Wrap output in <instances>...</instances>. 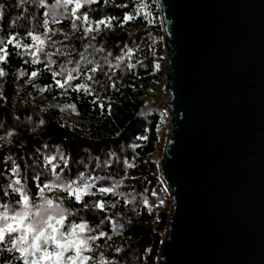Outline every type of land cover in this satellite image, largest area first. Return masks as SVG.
Listing matches in <instances>:
<instances>
[{
  "label": "trees",
  "instance_id": "obj_1",
  "mask_svg": "<svg viewBox=\"0 0 264 264\" xmlns=\"http://www.w3.org/2000/svg\"><path fill=\"white\" fill-rule=\"evenodd\" d=\"M0 3L6 5L0 48L6 46L8 53L0 61L5 72L0 77V136L5 137L0 140V190L5 181L21 180L33 211L44 199L69 207L75 217L63 230L69 223H85L89 231L82 235L98 237L86 253L94 256L89 264H102L101 254L107 264H157L169 196L153 157L163 143L165 120L156 112L144 115L143 100L166 72L155 0H80L79 8L75 0ZM6 132L13 134L11 144ZM52 156L57 157L55 169L45 160ZM16 165L19 175L11 170ZM58 178L61 185L67 178H88L93 191L85 199L89 204L104 200L105 210L82 207L63 194V187L57 189ZM48 184L52 187L41 191ZM101 187H114L115 194H100ZM12 255L5 247L0 260Z\"/></svg>",
  "mask_w": 264,
  "mask_h": 264
},
{
  "label": "water",
  "instance_id": "obj_2",
  "mask_svg": "<svg viewBox=\"0 0 264 264\" xmlns=\"http://www.w3.org/2000/svg\"><path fill=\"white\" fill-rule=\"evenodd\" d=\"M171 210L157 264H264V0H155Z\"/></svg>",
  "mask_w": 264,
  "mask_h": 264
},
{
  "label": "snow or ice",
  "instance_id": "obj_3",
  "mask_svg": "<svg viewBox=\"0 0 264 264\" xmlns=\"http://www.w3.org/2000/svg\"><path fill=\"white\" fill-rule=\"evenodd\" d=\"M24 2L25 0H20L21 4ZM67 2L72 3L73 0H67ZM75 2L77 8L82 6L80 0H75ZM87 2L91 3L93 0H87ZM104 3H108V0H104ZM5 7L4 3H0V19L5 15ZM84 19L87 20V16ZM126 19L131 20L132 17L127 16ZM13 23L15 22L13 21ZM97 23L105 24L106 21L100 20ZM108 26L111 27L110 24ZM92 30L89 29V31ZM12 39L14 40L15 37H12ZM3 43V41H0V44ZM0 51L5 53L0 55V61H6L8 58L7 47L0 48ZM156 67H159V65L157 64ZM4 75V69L0 68V77ZM21 75H24V73L22 72ZM31 75L35 77L37 72L33 71ZM72 78V75L69 74L68 79L71 80ZM89 79L92 78L89 77ZM56 83L63 87L60 80H57ZM82 87L86 89L87 86ZM112 87H115V85L113 84ZM2 94L3 89L0 88V95ZM69 107L74 108L75 105ZM99 107L103 109L105 105L100 103ZM108 108H111V104L108 105ZM12 135V132H6L8 144L12 143ZM4 139L5 137L0 136V140ZM0 147H3V145L0 144ZM56 159L55 156L45 157V160L53 169L56 168L55 163H53ZM60 160L66 163L63 156L60 157ZM13 163L15 162L13 161ZM18 169L19 165H16L11 170L14 174L19 175ZM80 175L83 176V173ZM0 181H2V176H0ZM4 183L7 186L0 190V257H3L5 247L7 252L13 253V255L6 260H0V264H18L19 261H22L23 264H89L94 259L93 255L86 253L92 252L94 246L92 242L98 237L94 235L85 237L82 235V233L89 231L85 223H69L68 230H63L65 229V222L70 217H75V214L70 212L69 207L44 199L43 206L37 207L33 211L34 206L32 197L28 194L29 189L21 183V180L12 183L5 181ZM51 187L50 184L44 185L41 191ZM56 187L57 189L63 187V194L74 197L75 201L84 208L89 210L98 208L101 211L106 208V203L102 199L93 200L91 204L85 199V197L90 198L93 191V186L88 182V178L81 181H71L70 178H67L63 185L59 183L58 178ZM99 191L100 194H115L114 187H101ZM5 200L7 202H3ZM65 203L70 204V201H65ZM16 205H20V207L17 209ZM70 206L75 207V205ZM14 233H18V235H13ZM100 235L105 236L106 233L101 232ZM116 251H120V249H116ZM15 253H18V255H15ZM100 259L102 264H107L103 254H101Z\"/></svg>",
  "mask_w": 264,
  "mask_h": 264
},
{
  "label": "rangeland",
  "instance_id": "obj_4",
  "mask_svg": "<svg viewBox=\"0 0 264 264\" xmlns=\"http://www.w3.org/2000/svg\"><path fill=\"white\" fill-rule=\"evenodd\" d=\"M165 67H166V61H165ZM166 84H167V80H166V72H165V75L161 78V80L154 82L149 87V89L147 90V92L145 93L143 97V100L145 102L144 115L148 116L156 112V113H160L165 120V123H164L165 129L163 130V143L159 147L158 152L153 157V160L157 162H160L162 158L164 157V151L166 148V144L168 140V133L170 130V117L168 115L167 110L164 108V106H166V102L168 101V95H169ZM165 192L169 196V200L167 201V208H168V211L170 212L172 202H171L170 193L166 187H165ZM13 235H18V233H14ZM164 238H165V235H164Z\"/></svg>",
  "mask_w": 264,
  "mask_h": 264
},
{
  "label": "built area",
  "instance_id": "obj_5",
  "mask_svg": "<svg viewBox=\"0 0 264 264\" xmlns=\"http://www.w3.org/2000/svg\"><path fill=\"white\" fill-rule=\"evenodd\" d=\"M170 98H171V96L169 94L168 95V101L166 102V106H164V108L167 110V112H168V102L170 101Z\"/></svg>",
  "mask_w": 264,
  "mask_h": 264
}]
</instances>
